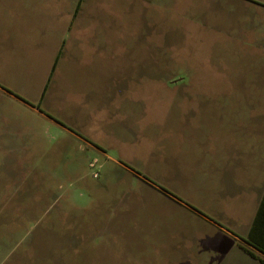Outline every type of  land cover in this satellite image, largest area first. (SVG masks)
Here are the masks:
<instances>
[{
	"label": "rangeland",
	"instance_id": "obj_1",
	"mask_svg": "<svg viewBox=\"0 0 264 264\" xmlns=\"http://www.w3.org/2000/svg\"><path fill=\"white\" fill-rule=\"evenodd\" d=\"M90 1L103 49L53 76L0 57V264L252 259L194 209L219 99L264 100V0Z\"/></svg>",
	"mask_w": 264,
	"mask_h": 264
},
{
	"label": "crops",
	"instance_id": "obj_2",
	"mask_svg": "<svg viewBox=\"0 0 264 264\" xmlns=\"http://www.w3.org/2000/svg\"><path fill=\"white\" fill-rule=\"evenodd\" d=\"M5 2L0 0V57L4 62H14L20 50L26 63L43 62L44 71L50 70L53 76L68 60L78 61L79 52L103 49L111 39V19L96 17L90 0L26 1L27 6L16 0ZM51 76L40 92V104L47 105L52 97L48 91ZM254 82L260 85L262 81ZM82 84L76 101H86L93 95L88 83ZM74 96L71 94L72 99ZM218 103L214 131L208 136L209 143L202 145L198 161L200 191L210 203L204 212H194L250 256L238 242L250 234L256 220L254 236L264 246V100L257 96L221 97ZM38 113L57 122L40 108ZM250 258L227 259L222 264H264Z\"/></svg>",
	"mask_w": 264,
	"mask_h": 264
},
{
	"label": "trees",
	"instance_id": "obj_3",
	"mask_svg": "<svg viewBox=\"0 0 264 264\" xmlns=\"http://www.w3.org/2000/svg\"><path fill=\"white\" fill-rule=\"evenodd\" d=\"M56 120V119H55ZM57 121V120H56ZM58 122V121H57ZM196 210V209H194ZM261 210H262V206H261ZM198 211V210H196ZM200 212V211H198ZM201 213V212H200ZM259 215H260V210H259ZM257 220H258V216H257ZM256 220L254 223V226L250 232V234L245 237V238H241L243 240V242H245L246 244H248L249 246H252L253 248H255L256 250H258L259 252H261L262 254H264V246L262 243V240H259L256 236H254V229L256 227ZM242 241H239L238 244L239 246L246 252L248 253L251 257L256 258V259H260L262 261H264L263 257L259 256L258 254H256L254 251H252V249H250L245 243H243Z\"/></svg>",
	"mask_w": 264,
	"mask_h": 264
},
{
	"label": "built area",
	"instance_id": "obj_4",
	"mask_svg": "<svg viewBox=\"0 0 264 264\" xmlns=\"http://www.w3.org/2000/svg\"><path fill=\"white\" fill-rule=\"evenodd\" d=\"M91 165H93V164H91ZM96 175V174H95Z\"/></svg>",
	"mask_w": 264,
	"mask_h": 264
}]
</instances>
